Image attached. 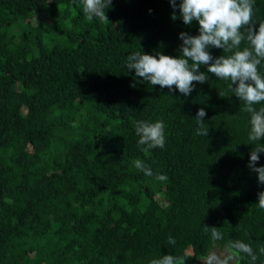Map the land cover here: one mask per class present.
<instances>
[{
    "label": "trees",
    "instance_id": "trees-1",
    "mask_svg": "<svg viewBox=\"0 0 264 264\" xmlns=\"http://www.w3.org/2000/svg\"><path fill=\"white\" fill-rule=\"evenodd\" d=\"M255 6L264 22V0ZM82 9V0H0V264H149L168 254L204 264L229 240L250 243L264 264V185L248 167L255 145L242 102L211 74L184 96L125 66L136 51L179 56V34L198 35V23L185 25L178 7L172 20L169 0H112L103 22ZM201 108L207 137L196 134ZM141 120L164 122L163 149L140 150ZM203 226L224 239L214 245Z\"/></svg>",
    "mask_w": 264,
    "mask_h": 264
},
{
    "label": "clouds",
    "instance_id": "clouds-1",
    "mask_svg": "<svg viewBox=\"0 0 264 264\" xmlns=\"http://www.w3.org/2000/svg\"><path fill=\"white\" fill-rule=\"evenodd\" d=\"M169 2L174 10L172 20L178 18L175 14L178 7L179 18L188 26L197 22L199 34H179L182 44L177 57L162 53L150 55L140 51L132 52L126 57V68L134 70L136 77L153 86L159 85L161 89L166 87L170 93L178 90L184 96L193 92L196 83L207 82L209 74L225 81L227 92L242 102L241 111L250 116L248 144L255 147L250 152L248 167L257 174L258 183L264 185V166H256L259 154L264 153V144L260 143L264 139V106L256 107L264 105V73L259 70L264 64V22L254 19L258 11L255 0H180L179 5L176 0ZM82 3L83 13L89 22L94 18L101 22L108 20L106 9L111 7L112 0H82ZM257 23L258 30L255 27ZM245 41L247 46L241 49ZM211 48L231 54L213 57ZM202 66L207 68V72L200 70ZM205 116L203 108L197 111L196 134L207 137L209 127L203 122ZM165 127L162 120L136 121L135 133L139 137L137 145L140 150L148 153L152 149H163L166 143ZM134 164L145 176H153L151 168L141 160L137 159ZM155 178L159 181L167 180L163 174ZM257 205L264 209V191L258 193ZM203 231L206 234L210 232L214 245L224 239L220 228L203 226ZM167 242L175 245L176 240L169 236ZM258 252L264 255V247H260ZM245 257L250 258V264H256L257 251L250 243L229 240L223 252L210 250L203 260L204 264H234ZM187 259L186 256L168 254L152 259L149 264H186Z\"/></svg>",
    "mask_w": 264,
    "mask_h": 264
},
{
    "label": "rangeland",
    "instance_id": "rangeland-1",
    "mask_svg": "<svg viewBox=\"0 0 264 264\" xmlns=\"http://www.w3.org/2000/svg\"><path fill=\"white\" fill-rule=\"evenodd\" d=\"M70 11H71V13H72V15L74 14V13H76L77 12V7L76 6H72V7H70V9H69ZM69 11V12H70ZM27 26V24H25V23H23V25L22 26H20V27H15V28H13L12 30H16V33H19L20 32V30L23 28V27H26ZM223 250L224 249H222V250H216V251H218V252H223ZM234 264H238L237 262H234Z\"/></svg>",
    "mask_w": 264,
    "mask_h": 264
}]
</instances>
